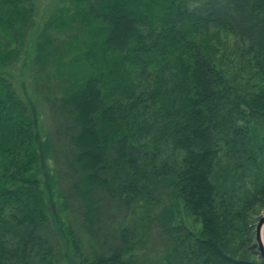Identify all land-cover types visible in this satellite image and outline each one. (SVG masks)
<instances>
[{"label":"trees","instance_id":"trees-1","mask_svg":"<svg viewBox=\"0 0 264 264\" xmlns=\"http://www.w3.org/2000/svg\"><path fill=\"white\" fill-rule=\"evenodd\" d=\"M60 2L35 33L36 0H0V264H264V0ZM29 48L37 76L68 75L46 98L70 147L57 226L51 144L12 79ZM152 227L162 249L141 252Z\"/></svg>","mask_w":264,"mask_h":264},{"label":"rangeland","instance_id":"rangeland-1","mask_svg":"<svg viewBox=\"0 0 264 264\" xmlns=\"http://www.w3.org/2000/svg\"><path fill=\"white\" fill-rule=\"evenodd\" d=\"M62 7L60 0H36V17H37V27L35 33H38L45 23L50 19V17L56 12L58 8ZM60 38L61 43H66L67 33H61L56 31L54 33ZM227 37L224 38V42L227 41ZM59 43V45L61 44ZM233 47V40L228 39V48L226 49L228 54L231 53ZM28 51L22 55L21 61L12 70L13 83L15 84L17 93L23 99V101L29 106V108L36 111L38 116V130L40 134L47 139L51 144V150L48 152L47 161L44 162L43 169L44 174L42 177L43 183L46 190L48 191V204L50 205L49 211L52 214V222L55 226L58 225V220L64 217V207L62 205V198L71 201L72 200V178L67 166V156L69 154V144L67 137L64 134L62 125L64 126L63 120L60 118L58 113L54 112L53 102L47 104L46 98L51 94L56 95L58 98L63 94V87L68 85L67 74H63V78H56V69L53 66L51 70L50 79L45 78L43 75L37 76L35 71L31 67V59L34 56V51L32 48L26 49ZM225 49L221 50L220 55L224 54ZM63 52V51H62ZM219 59L222 56L218 57ZM67 73V70H64ZM242 73V79L245 82L244 86L252 87L254 83L252 79L254 77L251 71H247L245 76ZM62 81V82H61ZM250 82V83H248ZM54 98V97H53ZM53 100V99H52ZM264 129V128H263ZM51 199V200H50ZM178 206L175 208V217L180 224H185L188 227H194L196 219L188 217L183 210V204L179 201ZM264 213V208L260 210L258 216H253L249 221L254 227V230ZM140 219V215L138 214ZM72 205L69 204V219H72ZM113 217V218H112ZM111 217V222H115L116 227L125 224L127 221L132 219V216H128L126 212H117ZM110 227L112 226L109 223ZM199 225L197 229L199 230ZM158 230L154 227L148 233L145 243L140 246L141 252L147 251L148 253H158L162 249V241L158 237ZM60 243L63 246L64 255L68 249L65 242H63V237L59 235ZM69 253V250H68ZM66 257V256H65ZM72 260V259H71ZM66 261V259H65ZM74 261V260H73ZM65 264H68L66 261ZM71 264V262H70Z\"/></svg>","mask_w":264,"mask_h":264},{"label":"water","instance_id":"water-1","mask_svg":"<svg viewBox=\"0 0 264 264\" xmlns=\"http://www.w3.org/2000/svg\"><path fill=\"white\" fill-rule=\"evenodd\" d=\"M255 239L259 253L264 260V213L256 226Z\"/></svg>","mask_w":264,"mask_h":264}]
</instances>
